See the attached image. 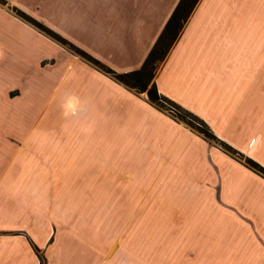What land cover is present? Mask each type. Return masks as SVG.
Here are the masks:
<instances>
[{"label": "crops", "instance_id": "obj_1", "mask_svg": "<svg viewBox=\"0 0 264 264\" xmlns=\"http://www.w3.org/2000/svg\"><path fill=\"white\" fill-rule=\"evenodd\" d=\"M54 1L57 23L41 19L118 71L143 64L179 2ZM156 80L264 164V0H199ZM145 193L184 226V264H264L263 174L0 4V264H41L36 245L47 264H112L106 218L138 230Z\"/></svg>", "mask_w": 264, "mask_h": 264}, {"label": "rangeland", "instance_id": "obj_2", "mask_svg": "<svg viewBox=\"0 0 264 264\" xmlns=\"http://www.w3.org/2000/svg\"><path fill=\"white\" fill-rule=\"evenodd\" d=\"M51 1L52 0H0V4H4L7 7L11 8L16 12L17 15L29 21L40 31L44 32L51 38L58 40L52 34L41 28L39 25L35 24L33 21L23 17L21 14L17 12L16 9L18 8L24 10L28 14H31V16H33L38 21L46 24L49 28H52L53 30L57 31L55 29V26L45 22V20H42L40 17V13L42 12L50 20L52 19L51 21H53V23H57L58 18L57 16H55L56 14L54 10H51L53 3L55 4V1L53 0L52 1L53 3ZM59 23L61 24V22ZM64 25L67 27V31L69 35L76 38L85 39L86 41H88V43L92 42L93 40L92 37L90 36L88 38L87 33L85 31L73 29L71 27V24L65 23ZM42 43H43V49L45 51H54V53L57 52L58 47H56V44L54 45L49 40H44V39ZM63 44H65L73 52L77 53L72 48V46H70V44L68 43H63ZM102 51L103 49L101 50V52ZM46 62H48V60L42 61V63H46ZM163 62L160 64L159 68L161 67ZM245 155L250 156L246 153ZM149 196L150 194L145 193V207L143 210L144 222L142 226H139L138 230H136L137 226L135 223L132 225L120 224L119 210H112L110 220L106 218V227L107 229L108 228L111 229V236H113L112 264H184V259L182 256L183 243H184L182 238H183L184 226L182 224H173V223L168 224L167 219L160 214L161 210H156L150 207L152 203L149 200ZM103 213L104 210H97V221L100 218L99 215ZM141 235L143 236H142V240L140 241ZM118 236L125 237L126 238L125 241L120 242L119 240H116ZM119 245H121V247L124 246V248H126V251H128L129 253H131L132 250L133 254L131 253L132 255L130 256L127 254L125 255L123 254V256L120 257L117 253V255L114 256L115 248H119ZM137 246H138V254L139 252L141 253L138 256L135 255ZM141 248L142 251H140ZM105 260H107V257L103 259L97 258L96 263L104 264Z\"/></svg>", "mask_w": 264, "mask_h": 264}, {"label": "trees", "instance_id": "obj_3", "mask_svg": "<svg viewBox=\"0 0 264 264\" xmlns=\"http://www.w3.org/2000/svg\"><path fill=\"white\" fill-rule=\"evenodd\" d=\"M199 0H179L172 14L168 18L163 30L159 34L154 45L150 49L143 64L139 68L127 71H118L108 63L93 55L88 50L77 45L59 32L49 28L46 24L35 19L24 10L17 9L23 17L33 21L41 28L52 34L63 43H68L82 57L93 63L101 70L111 74L117 80L124 82L136 91H147L150 101L161 109L169 111L173 116L187 122L194 129L203 133L209 140L219 144L229 153L242 159L248 166L264 175V164L251 156H246L243 151L233 146L211 128L209 123L199 114L185 107L183 104L160 91L156 80V74L160 64L166 59L171 48L180 37L183 28ZM39 253L41 264H47V258L39 246H35Z\"/></svg>", "mask_w": 264, "mask_h": 264}, {"label": "clouds", "instance_id": "obj_4", "mask_svg": "<svg viewBox=\"0 0 264 264\" xmlns=\"http://www.w3.org/2000/svg\"><path fill=\"white\" fill-rule=\"evenodd\" d=\"M74 100L75 98H71V101L68 102L64 108H65V111H64V115L65 116H68L70 113H74L75 112V104H74ZM251 146L252 147H256L257 146V140L256 139H253L252 142H251Z\"/></svg>", "mask_w": 264, "mask_h": 264}]
</instances>
